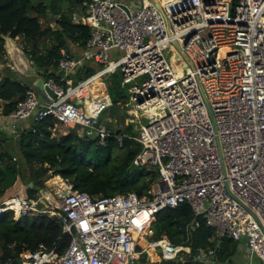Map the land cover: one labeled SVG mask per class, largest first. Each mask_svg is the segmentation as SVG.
<instances>
[{"label": "built area", "instance_id": "2783aa9c", "mask_svg": "<svg viewBox=\"0 0 264 264\" xmlns=\"http://www.w3.org/2000/svg\"><path fill=\"white\" fill-rule=\"evenodd\" d=\"M161 5L163 11L151 0H84L72 14L73 23L91 29L84 50L62 48L45 91L30 87L3 115L0 129L11 134L52 116L53 136L74 131L105 145L112 132L101 118L113 101L106 79L120 70L128 94L123 113L138 134L116 139L120 147L128 138L140 142L132 165L158 172L142 196H92L51 172L61 180L56 190L1 200L0 214L12 213L15 221L57 217L71 237L62 252L44 243L24 250L19 264H136L144 253L152 260L150 249L159 256L155 263L182 261L191 248L165 235L153 238L151 229L155 214L181 204L203 217L215 237L245 239L250 257L264 264V0ZM91 65V76L76 78ZM95 79L105 85L101 99L89 92ZM215 256L216 248H200L194 260L215 264Z\"/></svg>", "mask_w": 264, "mask_h": 264}, {"label": "trees", "instance_id": "16d2710c", "mask_svg": "<svg viewBox=\"0 0 264 264\" xmlns=\"http://www.w3.org/2000/svg\"><path fill=\"white\" fill-rule=\"evenodd\" d=\"M84 0H0V60L4 61L5 37H22L26 41L25 52L42 71L45 78L56 76V59L62 48H72L81 53L91 37V29L72 21L73 12L79 10ZM234 3L237 0H233ZM41 18H47L50 25L43 26ZM51 41L45 50L43 37ZM96 66H89L83 75L91 76ZM5 67L0 70V114L8 115L26 97L30 88ZM106 82L113 100V107L128 100L127 87L122 86V73L117 70ZM123 127H112V135L105 145L95 138L78 137L74 131L60 137L53 136V117L48 116L20 130L13 138L19 153L4 147L9 135L2 130L5 139L0 138V201L12 196L32 198L44 189L43 177L50 171L70 180L75 189L92 196L113 195L119 192L147 193L158 172L153 168L134 167L133 159L140 151L141 144L128 138L122 147L116 139L120 133L137 135L131 124L125 125L127 113L121 114ZM35 129V131H34ZM122 150L123 155H115ZM57 176L49 178L55 181ZM33 183V186H30ZM57 185H55L56 187ZM198 223V224H195ZM151 229L153 238L163 235L175 245L191 248L184 260L162 261L159 264H204L194 260L200 248H216V259L226 262L238 250V241L231 238H217L213 228L206 225L203 217H195L188 204L165 208L155 214ZM71 237L63 234L62 224L57 217L30 214L15 221L12 213L0 214V264H19L21 253L35 249L44 243L49 248L57 246L64 251ZM219 243V245H218ZM147 254H141V261H147ZM137 263V262H136Z\"/></svg>", "mask_w": 264, "mask_h": 264}, {"label": "crops", "instance_id": "0c3cea01", "mask_svg": "<svg viewBox=\"0 0 264 264\" xmlns=\"http://www.w3.org/2000/svg\"><path fill=\"white\" fill-rule=\"evenodd\" d=\"M50 1V0H49ZM165 1V2H164ZM161 0V3L164 2L166 3L169 0ZM22 38V37H21ZM20 39V37H17L15 39L10 38V37H5V51L6 55L4 57V61L0 60V70H3V68L8 67L14 72V76L19 79L20 81L29 84L31 88L33 86L31 85L32 82V77L36 74L37 68L31 63L30 59L28 56H24V59L22 60L21 58V52L22 49H20L17 46V40ZM24 54V53H23ZM38 72V71H37ZM38 75H35V77H39L40 81L44 82V79L41 77V72H38ZM34 77V78H35ZM93 91L91 90V93L96 98H102V95H106V89L103 84H98L96 87H92ZM1 110V109H0ZM6 121L4 120V116L0 114V125L5 124ZM4 131H6L8 134H11V132L8 130L7 127L4 128ZM57 177V182L60 183V177L56 175ZM219 239V238H218ZM238 250L237 253L234 255V257L228 259L226 262H219L216 259L215 256V264H248L247 258L249 257V252H247L248 246L246 244V240L242 239L241 241H238ZM219 245V243H218ZM154 256V260H158V257L155 254H152ZM147 261H141L139 259L136 264H159V262L155 263L151 259H149V256L146 258ZM162 262V261H161Z\"/></svg>", "mask_w": 264, "mask_h": 264}, {"label": "rangeland", "instance_id": "374dc122", "mask_svg": "<svg viewBox=\"0 0 264 264\" xmlns=\"http://www.w3.org/2000/svg\"><path fill=\"white\" fill-rule=\"evenodd\" d=\"M46 1H49V0H46ZM163 3V2H162ZM163 4H165V3H163ZM41 20L43 21V26L44 27H47L48 25H50V21H49V19H47V18H41ZM43 41L45 42V43H43V45H42V47L46 50L47 49V47H50V45H51V41H49L50 40V38H48L47 36H44L43 38ZM17 46L20 48V49H22V54H21V58H22V60L24 59V56L26 55V52H25V47H26V41H25V39H23V38H21L20 37V39H18L17 40ZM24 53V54H23ZM120 53H118L117 55H119ZM116 55V56H117ZM26 56H28V55H26ZM183 60V58L181 57V58H179V60L178 61H176V62H170V65L171 66H175V65H177L179 62H181ZM35 75H38L39 76V73L36 71V74ZM35 75H34V77H35ZM32 77L33 79H32V82H31V85L33 86V88L41 95L44 91H45V89H44V87H43V84H42V82L40 81V79H39V77ZM41 77L43 78V79H45V76H44V74L42 73L41 74ZM85 77V75H83L82 76V78H84ZM98 84H103L102 82H101V80L100 79H97L96 81H95V84H94V87H96ZM104 85V84H103ZM104 87H105V85H104ZM91 90L93 91V88H91ZM94 93V92H93ZM102 96H104V95H102ZM122 106H123V104H122V102H120V106H118V107H110L108 110H106L103 114H102V121L105 123V124H107L109 127L110 126H112V127H114V128H116V127H123V125L120 123V119H121V114L123 113V111H124V108H122ZM142 121H143V123H147V120L146 119H143L142 118ZM127 122H128V120H126L125 121V125H127ZM2 130V132L4 131L3 129H0V131ZM62 131L63 130H61V132L60 133H62ZM6 134H8L6 131H4ZM0 134H2V133H0ZM9 135V138H8V140L4 143V147L7 149V150H9L10 152H14V153H19V147H18V145H17V143H15V141H14V139H12L13 138V136H14V134H8ZM57 137H60L61 135H56ZM115 155H117V156H122L123 155V151L122 150H116L115 151V153H114ZM50 172H53V171H50ZM45 177H47V174L43 177V179H44V183H45V185H46V187H52L53 188V190H56L55 189V185H59L60 183H58L57 182V178H56V180L55 181H48V179L50 178H47L46 180H45ZM53 177V176H52ZM51 177V178H52ZM46 187H44V189H46ZM44 189H42V190H44ZM42 190H40V191H42ZM51 195V198H52V194H50ZM20 198H21V196H19ZM150 239H152V238H150ZM247 252H249V249H247ZM247 261H248V264H262L261 263V261L257 258V257H255V256H253L252 258L250 257V255H249V257L247 258ZM151 264H153V263H151Z\"/></svg>", "mask_w": 264, "mask_h": 264}, {"label": "water", "instance_id": "95a60500", "mask_svg": "<svg viewBox=\"0 0 264 264\" xmlns=\"http://www.w3.org/2000/svg\"><path fill=\"white\" fill-rule=\"evenodd\" d=\"M151 1L154 3V5H155L158 9H160V10L163 11V7H162L161 3H160L158 0H151ZM175 45L180 49L182 56H183L184 58H186V59L188 60L189 64L192 66V62H191V60L187 57V55L185 54V52L181 49L180 45H179L177 42H175ZM46 89H47V91H48L51 95L54 96V93H53L48 87H46ZM205 100L207 101V99H205ZM110 104L113 105V101H111ZM207 106H208L209 111H210V113H211V109H210V106H209L208 102H207ZM211 117H212V119H213V115H212V113H211ZM0 138H1V139H5V136H4L3 134H0ZM53 173L55 174L54 171H53ZM50 175H51V172H49V173L47 174V177H45V180H46L48 177H50ZM30 186H33V183H30ZM226 187H227V189L230 191L227 182H226Z\"/></svg>", "mask_w": 264, "mask_h": 264}, {"label": "bare ground", "instance_id": "6f19581e", "mask_svg": "<svg viewBox=\"0 0 264 264\" xmlns=\"http://www.w3.org/2000/svg\"><path fill=\"white\" fill-rule=\"evenodd\" d=\"M163 1H164V0H163ZM164 2H165V1H164ZM164 2H163V3H164ZM226 50H227V49H225V50H223V51H226ZM96 80H97V79H95V80L93 81V84L89 86V92H91V88L94 87V84H95V81H96ZM92 94H93V92H92ZM98 99H101V98H98ZM48 196L51 197L50 194H48ZM143 244L146 245V242L143 243ZM149 252H150V254H151V256H152V260L155 261V260H154V256L152 255V254H154V253H153V249H150ZM156 262H157V261H156Z\"/></svg>", "mask_w": 264, "mask_h": 264}]
</instances>
